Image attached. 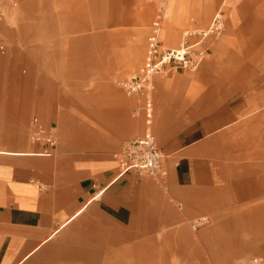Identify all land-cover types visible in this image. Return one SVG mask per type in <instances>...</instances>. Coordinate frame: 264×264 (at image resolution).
Returning <instances> with one entry per match:
<instances>
[{"label": "rangeland", "instance_id": "374dc122", "mask_svg": "<svg viewBox=\"0 0 264 264\" xmlns=\"http://www.w3.org/2000/svg\"><path fill=\"white\" fill-rule=\"evenodd\" d=\"M206 3L207 0H0V57L6 65L20 61L18 72L22 76L28 75L24 65L31 63L38 69L31 80L34 88L41 91L35 94L39 97L36 99L50 102L47 110L56 123V134L51 139L57 142L61 154L76 159L113 161L125 141L142 136L147 130L143 118L145 98L153 103L150 132L157 145L163 147L153 129L157 108L154 89L128 95L123 83L143 64L154 34L162 46L160 32L172 17L182 11L187 19L182 26L169 24L178 40L168 48H178L184 40L197 41V34L208 28L218 12L223 14L224 26L221 34L205 40L209 49L223 38L230 10H235L238 22H251L245 31H255L259 42L251 54L246 55L240 34L234 37L232 33L212 74L200 73L212 59L208 52L196 70L172 68L152 77L153 87L156 77H182L178 84L185 95L192 90L191 85H202L208 86L210 96L223 95L225 101L242 96L239 90L247 92L242 100L263 99L255 114L231 123L224 151L217 154L213 149L210 178L199 180L198 189L193 190L199 205L188 208L180 199L174 200L169 175L164 179L147 175L136 178L147 181L150 189L139 192L137 186L130 193L135 208L129 229L136 232L137 226L143 225L139 232L146 236L139 240L130 237L129 244H156V260L147 264H264V204L236 202L235 189L239 181L255 179L256 173L245 168L253 157L254 138L257 149L264 148V0H216L204 16ZM184 32L195 35L185 37ZM126 60L135 61L128 71L122 68ZM220 82L217 92L214 87ZM117 96L131 100L130 106L122 110ZM127 120L138 122V130L127 131ZM32 138L47 137L39 130L33 131ZM232 141H245L246 145L227 149ZM168 160L166 157L167 170ZM260 176L264 177L263 173ZM154 199L161 204L154 205ZM141 215L147 219L138 222L136 217ZM161 255L165 257L162 262ZM109 256L110 253H98L96 264H109Z\"/></svg>", "mask_w": 264, "mask_h": 264}, {"label": "crops", "instance_id": "0c3cea01", "mask_svg": "<svg viewBox=\"0 0 264 264\" xmlns=\"http://www.w3.org/2000/svg\"><path fill=\"white\" fill-rule=\"evenodd\" d=\"M215 2L207 0L204 16ZM235 13L230 10L220 41L212 43L210 49L205 42L212 59L204 64L200 73H213L232 33L234 37L240 34L246 55L259 43L255 31H245L251 22H238ZM186 19L180 11L169 24L182 26ZM168 26L160 32L163 48L178 40L171 26L170 32H166ZM134 62L126 60L122 66L124 71L130 70ZM11 65H6L0 57V264H81L83 260L96 264L98 253H110L109 264L154 262L157 252L154 242L129 244L130 237L139 240L138 237L146 236L145 232H139L143 225L137 226L136 232H130L135 208L130 202V193L137 186L139 192L148 191V182L136 180L139 176L131 172L118 176L114 157L111 161L76 159L61 154L57 142L51 139L56 134V123L47 110L50 102L36 99L39 97L35 94L41 91L32 85L31 78L38 69L31 63L23 64L28 75L22 76L18 72L21 62ZM180 78L174 74L169 79H154L152 88L157 108L153 129L163 146L158 147L163 153H170L164 155L169 158L168 175L174 200L180 199L189 208L199 205L193 191L198 189L196 184L210 178L209 157L214 155L213 149L216 148V153L224 151L231 123L255 114L262 107L258 104L263 98L242 100L247 92L239 90L242 96L225 101L223 95L210 96L208 86L202 85H191L192 90L185 95L178 84ZM221 86L222 82L214 88L219 92ZM39 87L43 88L44 83L40 82ZM116 100L122 110L131 104V100L120 96ZM152 115L147 125L143 112L146 131L150 130ZM125 124L129 132L139 128L136 121L127 120ZM39 130L46 133L48 139L34 140L32 133ZM254 139L257 142V138ZM256 142L253 157L245 164L256 176L236 184V202L249 200L262 205L264 177L260 173L264 176V148L257 149ZM244 145L245 141H232L226 147L235 149ZM155 201L154 205L161 204ZM136 218L138 222L141 218L147 219L144 215ZM152 218L162 220L160 216ZM162 255L159 256L161 262L165 260Z\"/></svg>", "mask_w": 264, "mask_h": 264}, {"label": "built area", "instance_id": "2783aa9c", "mask_svg": "<svg viewBox=\"0 0 264 264\" xmlns=\"http://www.w3.org/2000/svg\"><path fill=\"white\" fill-rule=\"evenodd\" d=\"M222 29V16L216 13L208 28L197 34V41L184 40L178 48H163L158 41L157 34H154L143 64L133 76L123 83L126 93L133 95L150 92L153 89L152 77L168 69L196 70L207 55L205 40L210 36H218ZM194 35L195 33L187 32L184 36ZM143 108L147 125H150L152 114L150 98L144 99ZM113 157L117 162L118 176L133 172L138 176L147 175L164 179L168 175L166 156L158 147L150 130L142 136L125 141Z\"/></svg>", "mask_w": 264, "mask_h": 264}, {"label": "bare ground", "instance_id": "6f19581e", "mask_svg": "<svg viewBox=\"0 0 264 264\" xmlns=\"http://www.w3.org/2000/svg\"><path fill=\"white\" fill-rule=\"evenodd\" d=\"M182 23V22H181ZM134 62V61H133Z\"/></svg>", "mask_w": 264, "mask_h": 264}]
</instances>
